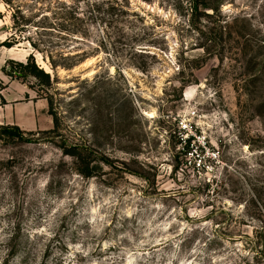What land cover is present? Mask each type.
I'll return each mask as SVG.
<instances>
[{
  "label": "rangeland",
  "instance_id": "374dc122",
  "mask_svg": "<svg viewBox=\"0 0 264 264\" xmlns=\"http://www.w3.org/2000/svg\"><path fill=\"white\" fill-rule=\"evenodd\" d=\"M125 2L96 0L76 40L40 31L59 63L89 55L55 71L1 46L0 0V124L26 132L0 135V264H264V0ZM31 53L50 85L4 72Z\"/></svg>",
  "mask_w": 264,
  "mask_h": 264
},
{
  "label": "trees",
  "instance_id": "16d2710c",
  "mask_svg": "<svg viewBox=\"0 0 264 264\" xmlns=\"http://www.w3.org/2000/svg\"><path fill=\"white\" fill-rule=\"evenodd\" d=\"M9 7L14 9L13 19H14V29H16V32L10 37L7 38L4 42L1 43V46H7L9 48L15 46L16 44L24 41L30 42L32 48L35 51L42 52L45 54H48L47 56H44V59H47L49 57V62L51 63L52 68L57 71V69L62 66L66 69H72L75 66L81 64L83 61H85L89 55L88 54H81V55H75V56H69V58L73 57L75 60L71 62H65V63H59L55 60V57L53 55V52H48L45 50H42L41 45H44L43 37H41L40 31H46V29L51 30H61L64 31L69 37L74 38V40L77 39V36L81 35L79 34V31L81 29L82 23H84V20L86 19V16L88 15V12L86 11V8L90 11V9L94 6H96V0H85L84 8L81 4V0H32L34 3V15L31 18H26L23 12V4H15V0H3ZM115 1V0H111ZM119 0H116V3L121 7V11L126 12L127 5L125 4H119ZM19 3V2H18ZM192 3V16L198 12L201 2L200 0H191ZM203 5V4H202ZM203 7V6H202ZM29 12V10H28ZM32 10H30V13ZM52 13L54 15H58V17H54L52 19H56V21L52 22V19L48 16V13ZM19 14V15H18ZM33 14V13H31ZM36 16V17H35ZM39 18V19H38ZM193 26V20L190 22ZM20 27V28H18ZM35 28V36L27 37L23 33L18 34V32H22L26 28ZM26 31V30H24ZM40 36V37H39ZM9 64H11V67L8 68L7 66L3 68L4 72L11 76L12 78H21V79H27V78H35L39 81H42L46 84H51V74L49 72H46L43 67L40 66V64L37 62L36 56L34 53H31L27 59L26 62L16 61V60H9ZM188 83H192L191 80L188 81ZM186 85V84H185ZM184 85V86H185ZM50 106L53 105V102L48 99ZM49 113L53 116V123L54 128L52 130H49L48 132H55L59 128V120L56 117L55 113L50 110ZM29 134H33L30 132ZM0 135H3L5 137H9L14 140H25L26 132H24L18 125H1L0 124ZM192 138H183L180 137V143L185 144V147L188 149V151H191V143ZM85 150L80 144H74L70 147H68L65 151V153L69 156H72L76 162H80L83 159L82 152ZM106 163H109L107 159H105ZM94 169H96L95 165H92L90 161H85V167L80 170V173L86 177H91L94 174ZM16 236L12 235V237L9 239L10 241L15 240ZM243 238H250L248 235H241L240 239ZM234 239V238H233ZM18 253V250L16 248L11 249L7 254V259L4 261L3 264H7L9 259L14 258ZM261 257L264 258V252L261 254Z\"/></svg>",
  "mask_w": 264,
  "mask_h": 264
}]
</instances>
